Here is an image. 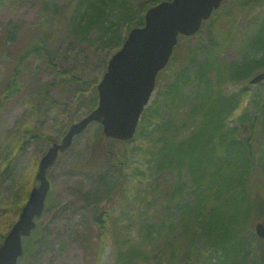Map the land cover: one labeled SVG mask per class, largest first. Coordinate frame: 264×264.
<instances>
[{
    "label": "trees",
    "instance_id": "obj_1",
    "mask_svg": "<svg viewBox=\"0 0 264 264\" xmlns=\"http://www.w3.org/2000/svg\"><path fill=\"white\" fill-rule=\"evenodd\" d=\"M39 2L44 16L37 21L40 30L33 32L19 50L15 67L3 87V99L38 83L33 77L34 69L27 75L29 59L37 61L36 67L46 66L57 76L62 75L61 66L67 69L62 63L63 52L54 54L58 46L54 36L58 34L44 30L52 23L53 15L56 14V23L61 28H67L66 32L85 56L89 54L83 45L118 44L122 40L119 35L122 25L129 29L143 22V16L135 18L125 0ZM262 2L264 4V0ZM155 3V0H146V9ZM248 3V0L239 1V6L229 9V16L215 11L197 32L198 41L182 51H175V47L165 69L170 72L169 80L145 107L134 137L126 142L134 143L135 151L142 149L144 168L136 164L130 176L142 179L143 183L138 181L127 189L121 179L123 174L117 179L108 177L113 163H120L122 169L128 164L124 163L123 155L110 148L119 141L106 138L97 125L90 157L80 170L93 180L86 201L91 203L94 213H99L94 214L103 228L99 249L106 240L108 211L124 200L139 204L133 209L137 218L131 225L137 239L129 238L132 237L131 233L128 235L129 229L124 233L117 247L116 264H148L149 260L151 264L165 261L187 264L190 259L195 262L189 264H197L198 258L204 259L206 264H264V245L253 232L255 222L264 223V81L252 87L251 94L249 84L252 75L264 71V9L249 17L252 8L260 4L256 0L254 7ZM54 5L59 6L57 13ZM240 13L248 16L245 25L236 24ZM20 29L18 24L9 22L1 45H11ZM235 43L240 47L241 58L221 61L225 49ZM68 72L63 83L76 87L78 102L72 106L74 110L69 116L72 118L66 121L65 131L77 114H86L97 103L95 88L88 95H82L90 79L84 81L73 73L69 77ZM227 83H239L242 87L236 92H227L223 89ZM58 85L57 80L48 81L45 86L40 83L38 94L43 107L38 108L39 112L50 104L62 105L48 96V91ZM246 93L250 94L252 110L244 109L236 114ZM10 134L14 138L8 135L0 144V152L6 153L5 157H9L7 151L23 147L17 143L16 133ZM33 136L51 143L57 141L38 130ZM11 162L1 165L0 182L9 173ZM169 170L176 173V181L170 185L162 186L159 180L148 178ZM183 170L187 174L185 180ZM252 171L257 172L258 177L253 176ZM28 193L29 190L24 189L22 200L15 207L17 214ZM5 195L4 187L0 186V207L11 202ZM104 202L110 203L105 205ZM125 209L123 206L120 211L124 213ZM13 222L8 221V229ZM246 230L256 239L254 246L246 243L243 233ZM4 235H0V243ZM129 239H134L135 243L131 240L129 243ZM157 246L155 252L153 249Z\"/></svg>",
    "mask_w": 264,
    "mask_h": 264
},
{
    "label": "rangeland",
    "instance_id": "obj_2",
    "mask_svg": "<svg viewBox=\"0 0 264 264\" xmlns=\"http://www.w3.org/2000/svg\"><path fill=\"white\" fill-rule=\"evenodd\" d=\"M0 4V144L5 142L6 137L14 138L10 133H16L17 143L22 144V150L18 147L13 152L7 151L9 157H5L6 153L0 152V169L5 161L12 160L9 173L0 182V186L4 187L5 197L11 202L0 207V235L6 234L8 221H15L18 214L15 212V207L22 200L23 191L30 190L36 184L34 175L37 170L38 162L41 156L45 153L47 148L51 145L50 140L39 139L33 136V132H42L46 137L59 141L64 134L66 128V121L69 120L70 112L73 104L78 102L77 94H75L76 87L72 84L63 83L67 78L73 75H80L82 79L89 80L87 90H84L82 95L89 94L92 88L101 79L110 56L115 53L128 30L125 25H122V30L119 35H122V40L117 43H111L104 46L88 44L86 50L89 55L85 56L80 51L77 45L72 41L71 36L68 34L67 28H64L56 23V14L52 16V23L44 27V30L54 31L58 36L56 39V53L63 52L64 63L67 69L62 68V75L57 76L55 73L48 71L47 67H36L37 61L29 59V65L26 67L28 70L27 75L36 71L33 77L38 81L37 84L26 86L22 91L9 98H2V91L5 82L8 79L9 72L15 67L16 56L19 50L26 45L27 39L34 33L40 30L38 22L43 19V12L40 10L39 0H1ZM62 3L67 0H57ZM157 1V0H155ZM242 0H225L219 11L224 12L229 16V9L239 6L238 3ZM249 5L254 7L255 0H248ZM257 4L255 9L248 14L252 17L258 13V10L264 9L262 0H256ZM125 3L132 7L134 17L144 14L146 0H125ZM54 11L57 13L59 6H53ZM257 11V12H256ZM260 13V12H259ZM241 14V13H240ZM246 14L242 13L238 17L236 24L245 25L247 19ZM55 19V20H54ZM9 22L18 24L21 29L17 34L16 39L12 41L11 45L5 43L1 45L4 33ZM250 22V21H249ZM223 32H227L225 29ZM242 35L239 37L241 38ZM197 39L196 36L182 37L175 51H182L185 46L194 44ZM2 47V48H1ZM240 47L237 43L225 49L224 53L220 56L221 61H235L241 58L239 52ZM177 57V55H176ZM18 58V57H17ZM58 68V67H57ZM170 72L163 70L158 76V84L156 86L150 101L155 97L157 90H161V86L169 80ZM57 80L59 85L53 87L48 91V96L58 100L62 105L50 104L43 112H39L38 108L42 106L41 98L38 93L40 83L44 86L48 81ZM257 85H250V94L253 93L252 87L256 88ZM242 86L239 83H227L223 89L227 92H236ZM44 93V92H43ZM247 93L243 98L241 108L236 112L242 110H252L250 106L249 96ZM70 113V114H68ZM72 116V115H71ZM82 116L80 113L74 117V120ZM233 121V120H231ZM73 122V121H72ZM96 123L91 124L85 131L78 134L71 146H69L56 162L48 170L50 180V192L45 202L43 214L36 220V226L31 236L28 238L29 243L24 246L26 250L23 251L22 257L17 264H116V253L119 243L124 238V233L128 231V235L137 239L135 229L132 228L134 219L137 217L133 214L134 207L137 208L139 204L132 203L128 200L117 203L113 206L112 211H108V228L105 233L106 240L104 245L99 249V243H102L103 228H100L97 220L94 219V214H99L92 210L91 203L86 201V196L93 184L92 178L87 173L82 172V164L91 154L93 137L96 131ZM129 142V141H128ZM17 143H12L16 146ZM109 147L126 159L125 164H128L122 169L120 163H113L109 169V178H121L124 181L127 189L133 186L134 183L142 181V179L132 178L130 176L132 169L140 163L144 168L143 163L145 158L143 152L135 151L132 149L134 143L117 142L111 144ZM14 148V147H10ZM116 153V154H117ZM116 157V156H115ZM114 157V158H115ZM257 157V155H256ZM113 158V159H114ZM124 160V159H123ZM124 172L126 175H124ZM183 179L187 178L185 170L182 171ZM257 172L252 171V175L258 177ZM152 180H159L162 186L170 185L171 182L176 181V173L172 170L161 172L148 177ZM260 178V177H259ZM262 180V178H261ZM35 181V183H34ZM95 183V182H94ZM190 184V183H189ZM21 190V191H20ZM20 191V193H18ZM18 193V194H17ZM4 196V195H3ZM16 196V199L14 198ZM16 200V201H14ZM119 202V201H118ZM110 202H104L105 205ZM125 206L124 213L120 209ZM101 206L100 208H102ZM150 213L153 209L150 208ZM132 211V212H131ZM4 223V224H3ZM6 225V226H5ZM3 226V227H2ZM105 227V225H104ZM105 229V228H104ZM244 231L246 243H251L252 246L256 244V239L250 231ZM254 232V230H253ZM247 233V235H246ZM100 237V240H99ZM257 237V236H256ZM134 239H129L135 243ZM131 240V241H130ZM150 248V247H149ZM151 249V248H150ZM158 251V246L153 249ZM181 253V251H180ZM181 257L179 256V260ZM136 261V259L134 260ZM151 264L152 261H146ZM190 262H195V259H190ZM187 263V264H189ZM164 264H167L165 261ZM197 264H206L203 259H197Z\"/></svg>",
    "mask_w": 264,
    "mask_h": 264
},
{
    "label": "water",
    "instance_id": "obj_3",
    "mask_svg": "<svg viewBox=\"0 0 264 264\" xmlns=\"http://www.w3.org/2000/svg\"><path fill=\"white\" fill-rule=\"evenodd\" d=\"M223 0H161L144 13L142 26L129 30L121 47L110 57L98 82V103L84 117L73 122L41 157L35 174V185L0 245V264H16L23 252L22 240L31 234L35 218L44 209L50 187L49 167L59 153L65 151L75 135L91 122L102 126L106 137L130 140L136 132L140 116L155 88L156 77L168 63L178 36L195 34ZM264 79L261 71L249 80ZM255 231L264 241V224L257 222Z\"/></svg>",
    "mask_w": 264,
    "mask_h": 264
}]
</instances>
